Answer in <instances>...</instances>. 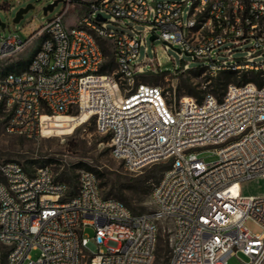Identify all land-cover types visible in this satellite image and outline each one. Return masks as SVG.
<instances>
[{
	"label": "built area",
	"instance_id": "2783aa9c",
	"mask_svg": "<svg viewBox=\"0 0 264 264\" xmlns=\"http://www.w3.org/2000/svg\"><path fill=\"white\" fill-rule=\"evenodd\" d=\"M64 1L27 39L0 33V62L42 36L24 67L0 68L5 130L36 139L53 118L93 117L130 170L169 166L151 191L154 209L137 213L105 197L92 170L81 171L72 194L49 165L0 159V264H154L164 221L172 224L168 264H229L240 255L264 264V195L227 191L264 178V0ZM151 36L203 60L211 78L256 73L263 82L230 83L201 101L172 96L140 81L160 67L137 61ZM189 68L183 61L177 70ZM210 150L219 158L208 163L200 153Z\"/></svg>",
	"mask_w": 264,
	"mask_h": 264
},
{
	"label": "rangeland",
	"instance_id": "374dc122",
	"mask_svg": "<svg viewBox=\"0 0 264 264\" xmlns=\"http://www.w3.org/2000/svg\"><path fill=\"white\" fill-rule=\"evenodd\" d=\"M53 0H0V18L6 23V27L1 29L2 35L10 32L18 33L25 40L35 30L62 12L65 1H60L52 11L47 14L43 12V6ZM28 3L34 4L24 17L17 23L13 21L16 12ZM108 17L107 15H105ZM74 22L73 15L70 14L68 23ZM110 27L121 29V27L111 24ZM139 28H142L139 26ZM42 36L36 37L24 51L10 59L0 62V68L15 71L24 67L28 58L35 51ZM157 59L160 67L156 72H149L140 77V81L159 85L172 96L192 95L204 98L208 93H212L220 98L219 93L224 92L230 83L240 84L245 81L237 74L230 83L226 84L224 75L210 77L209 73L202 68L203 60H194L190 55H180L179 51L173 48L166 50L164 43L159 40H151L148 37L145 46L140 48L138 63L149 59ZM188 62L190 68L177 70ZM151 65H146L149 69ZM248 74L247 78H251ZM215 83H219V91H214ZM200 157L206 162L216 161L219 156L213 151H202ZM0 159L16 160L33 170L36 167L49 165L60 180L72 183L77 181L82 170H92L100 178L104 196L120 199L130 206L137 213H149L154 209L151 200V191L158 182L163 170L169 166V162L161 161L152 164L140 171L130 170L123 161L115 158L109 144V135L102 134L97 130L93 117L78 125L69 134H44L43 136L30 139L19 134H12L5 130L3 120H0ZM241 194L264 195V178H255L241 183ZM247 224L255 231L261 228L252 220ZM171 229L169 221L160 223V241L158 255L154 264H168L171 251ZM86 232L93 235L94 230L88 227ZM32 256L37 258L39 250H33ZM244 257H231L229 264H244L241 259Z\"/></svg>",
	"mask_w": 264,
	"mask_h": 264
},
{
	"label": "bare ground",
	"instance_id": "6f19581e",
	"mask_svg": "<svg viewBox=\"0 0 264 264\" xmlns=\"http://www.w3.org/2000/svg\"><path fill=\"white\" fill-rule=\"evenodd\" d=\"M85 120H80V118L72 117H60L53 118L52 124L47 126L49 129H45V134H69L74 131V129L83 123ZM241 188V183L236 182L231 185L227 191H233L234 193H239Z\"/></svg>",
	"mask_w": 264,
	"mask_h": 264
},
{
	"label": "trees",
	"instance_id": "16d2710c",
	"mask_svg": "<svg viewBox=\"0 0 264 264\" xmlns=\"http://www.w3.org/2000/svg\"><path fill=\"white\" fill-rule=\"evenodd\" d=\"M109 66L111 67V68H113V67H115V62H114V60L113 59H111L110 60V63H109ZM203 68V67H202ZM20 69V68H19ZM221 75V74H220ZM222 75H224V77L226 78V84L227 83H230L231 81H232V79L233 78H236L237 77V73H235V72H225V73H222ZM247 75L248 74H242L240 77L242 78V80L243 81H249V80H255L258 84H262V79L258 76V74H256V73H252V77L251 78H247ZM218 84L219 83H215V85H214V91L215 92H217V91H219V86H218ZM226 89H227V87H226ZM225 89V90H226ZM225 92V91H224ZM223 92V93H224ZM223 93L222 92H220L219 93V95H220V97L223 95ZM198 100L199 101H201V98H198ZM99 177V176H98ZM161 177V176H160ZM58 179V178H57ZM160 179V178H159ZM62 181H65V180H62ZM65 182H67V181H65ZM68 184H69V186H70V192L72 193V194H74L75 192H76V190H77V185H78V180L77 181H74V180H72V183H70V182H67ZM105 197H108L109 198V196H105ZM126 203V202H125ZM158 249H159V246H158ZM157 255H158V250H157V254H156V258H157Z\"/></svg>",
	"mask_w": 264,
	"mask_h": 264
},
{
	"label": "water",
	"instance_id": "95a60500",
	"mask_svg": "<svg viewBox=\"0 0 264 264\" xmlns=\"http://www.w3.org/2000/svg\"><path fill=\"white\" fill-rule=\"evenodd\" d=\"M63 0H53L50 3L46 4L43 6V12L44 14H47L49 11H52L54 9V7ZM34 7V4L32 3H28L26 6L21 7L15 14L13 21L15 23L19 22L23 17L24 14L27 13L31 8ZM7 25L6 23L0 18V33H1V29L5 28ZM155 36H151V40H154ZM178 50V49H177Z\"/></svg>",
	"mask_w": 264,
	"mask_h": 264
}]
</instances>
